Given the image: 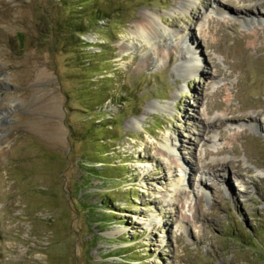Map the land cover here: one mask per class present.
Wrapping results in <instances>:
<instances>
[{"label":"rangeland","instance_id":"obj_1","mask_svg":"<svg viewBox=\"0 0 264 264\" xmlns=\"http://www.w3.org/2000/svg\"><path fill=\"white\" fill-rule=\"evenodd\" d=\"M96 1L0 0V264H264V12Z\"/></svg>","mask_w":264,"mask_h":264},{"label":"bare ground","instance_id":"obj_2","mask_svg":"<svg viewBox=\"0 0 264 264\" xmlns=\"http://www.w3.org/2000/svg\"><path fill=\"white\" fill-rule=\"evenodd\" d=\"M213 2H214V8L216 10H218V11H225V9L226 10H231L230 12H233L235 15L262 16V12H264V1L260 2L258 5H256V4H253V3L247 4V3H245L246 0H238V2L241 5L240 6L236 5L235 9H231L230 7L228 8L226 5H224V4H222V3L218 2V1H213ZM203 5H205V4H203ZM260 10L262 12H260ZM144 21L146 23L145 22H143V23L146 25L147 21L146 20H144ZM208 21L209 22L212 21L213 23L217 24L216 28H212V26L208 25V29L212 30V31H214L216 33H220L222 31V28H224V27H231L232 26L231 23H229L228 21L222 20V19L210 18ZM255 34L260 36V29L256 30ZM141 36L143 37V39L145 41H148L147 38H149L150 35H147L146 31H143ZM189 37L191 39L193 38V36H189ZM200 38L203 39V36L201 35ZM206 45H207V47H213L214 49H219L217 45H215L214 43L210 42L209 40H207ZM210 109L211 108L208 107V110H210ZM227 110L231 114L230 115L231 117H225V116L218 117L215 121H207L205 126L210 128L211 126L212 127L215 126L216 122H219V121L223 122L225 120L228 121V122H231V123L237 122L239 120H247V121L254 122L257 125V127H259V129H261V130L264 128V118L260 120V117H258L257 114L256 115L255 114H251V115L242 114V115L236 116V115L233 114V112H234L233 108L228 107ZM263 111H264V109H263ZM263 114H264V112H263ZM242 133H243V131L239 130V132L237 131L235 134L237 136H240ZM166 148L168 149V146H166ZM220 151H222V150H220ZM170 159H172V158H170ZM171 162H172V160H171ZM218 164H220L222 166V165H226L227 163H226V161L223 160L222 162H219ZM218 164L211 163L210 167H208V171L211 172V173H215L216 166ZM232 167L235 169V173L236 174H239V175L241 174L242 168L240 167L239 164H233L232 163Z\"/></svg>","mask_w":264,"mask_h":264},{"label":"trees","instance_id":"obj_3","mask_svg":"<svg viewBox=\"0 0 264 264\" xmlns=\"http://www.w3.org/2000/svg\"><path fill=\"white\" fill-rule=\"evenodd\" d=\"M89 1H91V3L93 4L91 9L88 10L89 14L84 16L83 19H79V17H77V16H69V18H66V25H65L66 29H65V31H63V32L61 30H59L58 32L56 31V34H58L57 35L58 39H60L62 37L63 40H66L69 42L74 41V43L79 47H85V46H87V44H89V43H85L82 39H79L77 35H79V33H81V32L87 31V29L90 28L91 22L96 23L99 20H102L103 18H104V20H108V18H107L108 15H106L104 13L103 8L102 7L100 8V4H97L99 2L96 0H81V2L79 4L80 8H82L84 5H86V3H88ZM75 15H77V14H75ZM54 28L55 27H52L50 29L54 30ZM111 99L113 100L114 97L111 96ZM84 107H86V106H84ZM100 162L104 163V161H100ZM92 170L97 171L96 168H93V166H92ZM104 206L107 209H110L108 204H104Z\"/></svg>","mask_w":264,"mask_h":264}]
</instances>
